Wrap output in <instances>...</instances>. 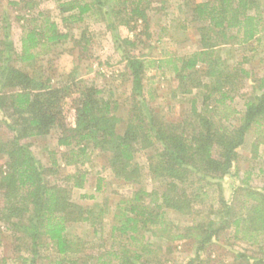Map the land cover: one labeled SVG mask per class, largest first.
I'll return each instance as SVG.
<instances>
[{
    "label": "trees",
    "instance_id": "16d2710c",
    "mask_svg": "<svg viewBox=\"0 0 264 264\" xmlns=\"http://www.w3.org/2000/svg\"><path fill=\"white\" fill-rule=\"evenodd\" d=\"M95 2L108 27L112 18L131 31L136 30L137 21L142 25L132 40L119 45L125 62L122 74L131 79L123 131L118 129L116 106L104 91L76 80L71 73L56 85L37 73L38 58L53 46L67 43L69 35L61 33L47 14L33 11L32 0L9 2L22 11L16 17L18 48L9 24L5 20L0 24V129L5 131V137L0 136V223L25 247L28 255L20 258L21 264H36L44 247L63 256L56 264L65 262V254L79 251L69 239L71 227L84 225L93 228L95 235L105 218L111 221L112 243L93 258L95 264H160L149 235L169 242L190 239L200 259L205 245L228 229L233 240L258 254L240 253L235 264H264V190L250 186L251 170L244 176L241 171L233 175L238 176L239 185L232 188L229 200L223 197L220 183L231 174L248 134L253 132L259 143L264 141V75L253 78L242 63H228L232 50L264 41V0L195 2L190 23L197 24V49L184 56L163 54L159 59L132 53L149 39L146 10L151 0H70L59 6L62 12H73L69 17L79 22L95 14ZM127 5L129 16L120 15L118 7L125 10ZM72 42L79 46L81 40ZM262 55L258 61H264ZM151 65L157 70L167 66L176 82L175 93L189 95V113L182 120L167 121L148 106L144 77ZM246 80L251 90L243 96L238 123L226 125L223 121L230 116L227 109L233 93L242 90ZM67 99L74 111L73 126L66 119ZM51 133L56 148L64 149L58 153L60 159L74 166L72 173L63 175L61 184L55 179L60 164L57 153H50L51 164L46 166L31 151V139ZM139 150L145 152L151 190L145 187L144 169L135 160ZM94 153L104 155L103 170L108 176L132 188L127 194L115 192L114 201H97L94 194L104 192L107 178L97 175L94 193L79 196L94 201L84 207L71 194L84 188V166ZM208 201L210 206L205 208ZM166 210L181 215L188 224L167 221ZM191 264L196 263L192 260Z\"/></svg>",
    "mask_w": 264,
    "mask_h": 264
},
{
    "label": "rangeland",
    "instance_id": "374dc122",
    "mask_svg": "<svg viewBox=\"0 0 264 264\" xmlns=\"http://www.w3.org/2000/svg\"><path fill=\"white\" fill-rule=\"evenodd\" d=\"M20 0H0V24L5 20L9 24L12 39L15 46H19L20 27L16 17L22 14L18 7L12 6L9 2ZM35 4L33 11L44 12L49 18L57 23L61 33L69 35L67 43L58 44L50 49L47 55H41L35 65V70L39 74L48 76L52 79V84L61 83L66 76L71 73L76 80H83L88 84L96 86L104 91V96L109 97L116 106V116L120 122L119 131L125 129L127 120L128 97L131 91V79L127 75H123L125 71V62L121 54L125 39H133L135 34L141 32V21H137L135 31L129 30L120 22L113 21L109 27L105 24L98 11V3L95 2V14L85 16L82 21L76 22L69 16L73 12H62L60 4L70 0H32ZM102 2L104 0H101ZM202 0H151V4L146 10V18L149 21V39L145 43L137 47L132 53L144 57V59H159L163 54L167 56H184L197 49L198 38L196 35L197 24L190 23L191 6ZM128 4V2H127ZM107 7V6H104ZM113 7V4L109 5ZM115 11L117 7H113ZM120 15L129 16L127 5L118 7ZM25 12V11H24ZM27 13V11L25 12ZM98 16H97V15ZM27 15H29L27 13ZM104 18V17H103ZM131 26V25H130ZM139 39L143 37L138 36ZM144 39V38H143ZM81 40L78 46L72 41ZM145 40V39H144ZM82 48V49H81ZM264 49V41L259 44L252 42L249 45L232 50L229 64L236 60L242 63L244 69L252 71V77H261L264 75V61H258ZM264 55V54H263ZM262 55V57H263ZM247 58V61L242 59ZM167 66L157 70L153 65L149 66L144 77V91L148 100V106L159 117L167 121H180L185 118L190 109V97L177 95L174 91L176 82L173 81L172 73L169 72ZM174 85V86H173ZM250 83L246 80L243 89L233 93V101L230 109H227L230 116L223 122L229 126H236L237 120L243 111V96L250 93ZM71 99L66 100L65 113L67 123L74 125V111L70 106ZM224 107L221 111H225ZM236 111V112H232ZM0 136L5 137V131L0 129ZM260 139L256 135L248 134L247 140L242 147L238 149V160L235 162L231 174L221 180V193L226 200H229L232 188L238 187V176L233 177L235 173L241 171H250L249 184L251 187L264 190V172L260 173L259 169L264 170V141L259 143ZM31 151L37 160L46 166L51 164V152L57 153L59 158V168L55 179L56 183H62L61 179L65 173H72L74 166L66 165L60 159V152L63 148L57 149L55 145V137L53 133L47 137H36L31 139ZM135 160L144 169V184L148 190H151L153 184L147 176V161L145 152L139 150L136 153ZM106 159L104 155L94 153L92 159L84 167L87 169L86 183L84 188L75 189L71 194V198L75 203L84 207L91 206L94 201L79 198L82 194L91 195L94 193L96 176H107L104 192L96 195L97 201L109 199L114 201L117 199L115 192L119 194H127L130 192V186L124 185L122 181L113 179L108 176V171H104ZM52 176V179H54ZM217 196V192L213 193ZM212 195V193H211ZM210 206L208 201L205 208ZM218 205L215 204V208ZM206 212V211H205ZM204 212V213H205ZM165 219L176 225L188 224L187 219L170 210H166ZM109 218H105L99 233L93 232V228L84 225H73L69 230V239L73 242V246L79 249L76 253L65 254V262L61 264H81L82 259L87 264H95L93 259L111 247L112 239L110 237ZM231 230L220 232L219 238H213L205 245L203 250L199 252L200 259H196V247L190 239L174 240L169 242L164 237H155L149 235V241L152 242V250H157L155 254L160 260V264H191L192 260L196 264L218 263H238L237 255L246 253L248 256H257L255 249H248L238 241L233 240L230 233ZM148 235V234H147ZM81 250V251H80ZM38 261L36 264H56V261L63 256H59L55 249L44 247L38 253ZM25 247L12 234L5 229L0 223V264H21L20 258L27 256ZM91 257V258H89ZM207 260V261H206Z\"/></svg>",
    "mask_w": 264,
    "mask_h": 264
}]
</instances>
